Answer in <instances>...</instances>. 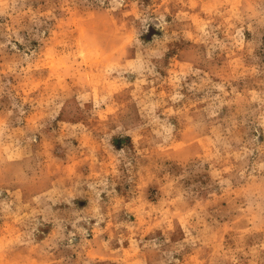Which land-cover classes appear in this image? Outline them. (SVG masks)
I'll return each instance as SVG.
<instances>
[{
  "label": "rangeland",
  "instance_id": "obj_1",
  "mask_svg": "<svg viewBox=\"0 0 264 264\" xmlns=\"http://www.w3.org/2000/svg\"><path fill=\"white\" fill-rule=\"evenodd\" d=\"M0 264H264V0H0Z\"/></svg>",
  "mask_w": 264,
  "mask_h": 264
}]
</instances>
